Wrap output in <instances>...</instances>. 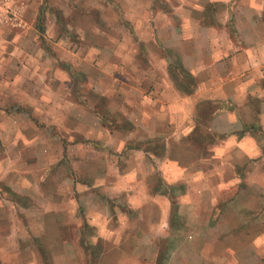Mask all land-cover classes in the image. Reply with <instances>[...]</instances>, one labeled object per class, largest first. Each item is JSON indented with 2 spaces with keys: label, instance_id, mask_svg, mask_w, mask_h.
<instances>
[{
  "label": "crops",
  "instance_id": "0c3cea01",
  "mask_svg": "<svg viewBox=\"0 0 264 264\" xmlns=\"http://www.w3.org/2000/svg\"><path fill=\"white\" fill-rule=\"evenodd\" d=\"M14 5L4 42L43 54L0 72V264H264V220L246 216L264 192V0Z\"/></svg>",
  "mask_w": 264,
  "mask_h": 264
},
{
  "label": "rangeland",
  "instance_id": "374dc122",
  "mask_svg": "<svg viewBox=\"0 0 264 264\" xmlns=\"http://www.w3.org/2000/svg\"><path fill=\"white\" fill-rule=\"evenodd\" d=\"M213 6H210V12H211V16L210 18H208V20L214 24L215 23V18L212 16L213 14ZM6 11H2V13L5 15V17L7 19L10 20V18L13 17V14L10 13L8 14V16H6ZM10 22V21H9ZM6 34L3 33V35L0 37V72H9L11 71V65L14 64L13 62H15V60H19L20 62L24 61V63H27V60H32V58L34 57H38L40 58L41 55L43 54V52L41 50H35V53H34V56L31 58L29 55L26 54V51L25 48L24 50H18L16 48H12L10 45L8 46V44L10 42H8V44L6 42H4L3 40V37L5 36ZM42 38V37H41ZM9 40V38H7ZM7 40V41H8ZM41 42V40H40ZM45 46L46 48L49 50V53H51L50 55H55L53 54V52H55V48H54V44L52 42H46L45 43ZM46 50V49H45ZM30 58V59H29ZM4 60H7L5 62H7L6 64L4 63ZM14 67V66H13ZM21 71H25L24 67L21 66ZM107 72L110 74V73H113L116 75V77H120L122 76V74H124L126 72V69L123 67V65H118V66H115L113 69H109L107 70ZM178 73H180V71H178ZM5 74V73H4ZM117 84L119 85L118 86V89L119 91L122 90V86L120 85L121 84V81L120 79H117L116 80ZM76 84L78 85L77 88L80 90V89H85L87 88L88 90H90V85L88 83H85V84H82L80 81H77ZM0 86H2L3 88H10V82L9 81H0ZM6 86V87H5ZM88 94L90 95L89 96V99L92 101V102H96V100H98L99 98H97L96 96L93 95V93L91 91H87ZM4 99H7V98H4ZM118 99L120 102L123 101L122 97L121 96H118ZM16 102V105L12 106V109L13 111H21V113H17V114H21L23 117H21V119H18L19 122H23V124H26L29 119H31L30 121L35 123L37 126L40 125V128L39 129H32L30 128V132L32 133V135L34 134H37V132L40 130H45L43 128V121L41 119L42 116H40L39 113H34V109H31L28 107V104L26 103V101H15ZM104 102V101H103ZM102 103V102H101ZM10 105V103H8ZM8 105V106H9ZM8 109L6 110V112H3V114L7 113L8 116V119H10V115L12 114L11 110H10V107H7ZM28 108L30 111H28ZM23 110V111H22ZM15 113V115H17ZM120 117H118V120H119ZM121 119V118H120ZM1 121H4V118L2 117V113L0 112V123ZM10 121V120H9ZM29 121V122H30ZM7 132H10V127L6 128ZM4 131V132H3ZM5 133V128L2 129L0 127V153H5L4 150H2L1 148L3 147H7L6 145H3L1 146L2 142H1V133ZM49 132L52 134V135H60L59 131L56 130V129H49ZM7 134V133H6ZM25 154V153H24ZM61 167H62V170L64 171H69L70 169V165L68 164V162H62V164H60ZM59 168V167H58ZM56 169V168H55ZM238 176L240 175V171L238 170ZM244 175V173H242ZM215 179V178H213ZM220 179V178H219ZM224 180H226V178H223ZM243 180H245V178L243 177L242 178ZM256 180L258 181V178H256ZM241 183V180L239 179L238 181V184ZM234 184V183H232ZM261 184V183H260ZM257 188H261L260 185L258 183H254V189H257ZM237 189L238 187L237 186H233L232 189H229L228 191L227 190H222V192H220L218 195L219 198L223 199V201H232L233 199H235L236 195L238 194L237 192ZM259 204V206H258ZM254 206L256 207V209L254 210V214L252 212H250V215L247 214L246 216L248 218H251V217H256L260 222H263L264 220V192L263 191H254ZM258 208V209H257ZM258 222V221H256ZM259 223V222H258ZM251 228V231L254 233V226H250L249 225V229ZM99 249H107V246H108V243L107 242H102V243H99ZM89 244L85 243L83 241V247L86 248V250L88 251L89 249ZM46 250V249H45ZM46 253L44 254V264H53V260H52V256L50 255V253L46 250L45 251ZM27 257H29L30 259L32 258L33 260V257H32V253L30 252V255H28V253L25 254V256L23 257V260L24 261H27ZM94 258V256H93Z\"/></svg>",
  "mask_w": 264,
  "mask_h": 264
},
{
  "label": "built area",
  "instance_id": "2783aa9c",
  "mask_svg": "<svg viewBox=\"0 0 264 264\" xmlns=\"http://www.w3.org/2000/svg\"><path fill=\"white\" fill-rule=\"evenodd\" d=\"M16 2V0H0V10H5L6 12V16H8V14L12 13L13 17L10 18V21H13V18H17V14L18 11H16L15 5L14 3ZM11 3V4H10ZM2 12V11H0Z\"/></svg>",
  "mask_w": 264,
  "mask_h": 264
},
{
  "label": "trees",
  "instance_id": "16d2710c",
  "mask_svg": "<svg viewBox=\"0 0 264 264\" xmlns=\"http://www.w3.org/2000/svg\"><path fill=\"white\" fill-rule=\"evenodd\" d=\"M180 70V73L183 74L188 80H189V83L192 84L194 83V78L191 77L184 69H179ZM178 73V74H180Z\"/></svg>",
  "mask_w": 264,
  "mask_h": 264
}]
</instances>
